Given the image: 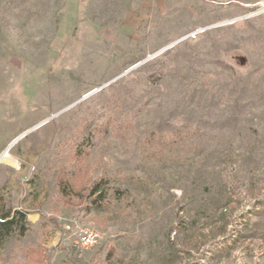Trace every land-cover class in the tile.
I'll return each mask as SVG.
<instances>
[{
  "label": "rangeland",
  "instance_id": "obj_1",
  "mask_svg": "<svg viewBox=\"0 0 264 264\" xmlns=\"http://www.w3.org/2000/svg\"><path fill=\"white\" fill-rule=\"evenodd\" d=\"M1 156L0 264H264V0H0Z\"/></svg>",
  "mask_w": 264,
  "mask_h": 264
},
{
  "label": "trees",
  "instance_id": "obj_2",
  "mask_svg": "<svg viewBox=\"0 0 264 264\" xmlns=\"http://www.w3.org/2000/svg\"><path fill=\"white\" fill-rule=\"evenodd\" d=\"M25 215L23 211L12 212L10 209H3L0 207V226L10 231L18 230L20 233H24L26 230ZM17 216L19 218L18 224L15 223Z\"/></svg>",
  "mask_w": 264,
  "mask_h": 264
},
{
  "label": "built area",
  "instance_id": "obj_3",
  "mask_svg": "<svg viewBox=\"0 0 264 264\" xmlns=\"http://www.w3.org/2000/svg\"><path fill=\"white\" fill-rule=\"evenodd\" d=\"M101 239V234L92 229H84L78 235L75 242L76 246L80 249H89L96 245Z\"/></svg>",
  "mask_w": 264,
  "mask_h": 264
},
{
  "label": "water",
  "instance_id": "obj_4",
  "mask_svg": "<svg viewBox=\"0 0 264 264\" xmlns=\"http://www.w3.org/2000/svg\"><path fill=\"white\" fill-rule=\"evenodd\" d=\"M15 141H16V140H15ZM15 141H13L12 144H13ZM10 146H11V145H10ZM1 159H2V156L0 157V160H1Z\"/></svg>",
  "mask_w": 264,
  "mask_h": 264
}]
</instances>
